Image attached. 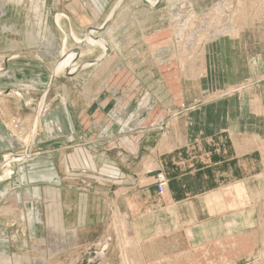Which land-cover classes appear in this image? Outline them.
Listing matches in <instances>:
<instances>
[{
    "label": "rangeland",
    "instance_id": "374dc122",
    "mask_svg": "<svg viewBox=\"0 0 264 264\" xmlns=\"http://www.w3.org/2000/svg\"><path fill=\"white\" fill-rule=\"evenodd\" d=\"M151 1L0 0V51L5 48L4 28L12 27L16 30L27 27L32 30L42 24L44 29L49 30L45 34L50 35V38L55 37L56 43L60 45L53 63L48 67L50 70H47V74H50L47 87L50 89L56 84L57 87H75L77 90L86 84L94 87L103 73V60H98L99 55L102 53V59L107 54L100 46L87 43L84 36L87 28L98 29L104 26L94 36L100 35L110 49L108 69L111 76L106 81V86L111 87L109 89L112 92L109 98L117 97L113 88L119 89L120 85H125L128 89L124 96L129 100L133 99V104L124 109V115L131 117L143 113L165 112L168 115L162 123L165 126L170 120L183 116V113L185 115L180 120H184L187 113L201 104H218L220 100L221 103L216 108H225L233 113L234 118H241V123L233 127L237 129V140L231 141L222 136L209 142L211 157L224 161L223 169L228 177H224L223 185L230 184L233 191L240 190L241 194L216 196L213 205L216 212L210 211L209 214L202 215L203 219L211 217L210 221L197 223L193 239L185 233L181 234L180 246L175 240L165 243L157 241L150 245L138 242L127 233L124 222L120 215L119 218L115 215L114 210L106 219L105 228L90 230L89 242L86 235L82 237L78 234L79 231L70 232L66 229V224L62 221L65 217L63 207L51 203L41 209L40 228L27 223V227L22 230L21 219L17 225H13L12 217L3 221V226L0 225V240L7 242L0 241V264H264V77L245 79L235 85L213 90L214 86L209 80L206 84L200 83L202 47H197L200 34H205L208 42L222 33V29L234 30L249 26H253L249 35L260 42L259 46H263L264 0ZM71 36H76L79 42L72 40ZM73 49L81 55L75 61L79 66L75 76H80L72 82H66L65 78H69L65 76L67 69L57 70L56 67L65 61L63 55L69 54ZM164 49L169 50L167 56L165 54L168 52ZM260 51L264 53V49L258 48L253 52ZM155 61L160 66L154 64ZM41 68L44 70L43 65ZM186 69L192 72L190 79L185 77L188 72ZM137 79L139 85H135ZM26 84V87H30L29 83ZM53 91L50 89L48 93L50 99L53 98ZM120 91L119 89L118 95ZM80 96L81 94H76V99ZM177 97L178 100H175ZM155 98L162 103L155 106ZM49 100L44 93L43 97L38 96L33 101L35 122L41 121L38 117L46 110ZM107 110L114 114L122 111L117 107L102 111L105 113ZM255 115L257 121L254 120ZM16 121L20 128L23 127V121L18 117H11L7 122L9 126L10 122L17 126ZM149 123L153 124L152 121L147 122ZM141 124L142 122L138 124V121L132 120L130 126L136 128ZM252 125H255L256 131L251 128ZM9 130L13 135L17 131L16 136L20 140L19 150L5 154H20L18 162L13 164L27 163V155L38 154V124L36 130L31 126L28 133L25 129L24 132L22 129ZM51 130L52 135L58 133V129ZM135 131L138 130L132 131L131 137L138 135L134 134ZM34 132L36 135L33 138ZM256 132L259 139L251 137ZM29 140L35 148L27 153L24 148ZM238 145H243L244 148L241 157L244 170L243 173L240 172V180L245 186L240 188L235 187L238 175L234 171L237 167V159L234 157L238 154ZM21 156L27 158L23 157L25 160H22ZM4 162L3 156L1 170L5 168ZM0 177L1 180L9 175ZM224 190L227 188L224 187ZM15 237L17 239L13 240ZM83 241H88L89 245L81 243Z\"/></svg>",
    "mask_w": 264,
    "mask_h": 264
},
{
    "label": "crops",
    "instance_id": "0c3cea01",
    "mask_svg": "<svg viewBox=\"0 0 264 264\" xmlns=\"http://www.w3.org/2000/svg\"><path fill=\"white\" fill-rule=\"evenodd\" d=\"M9 28L4 29L5 48L0 51V166L3 156L4 163L13 159L5 154L20 149L18 133L13 130V135L10 128L28 133L31 126L36 130L38 124L40 149L38 154L29 155L27 163L16 165L13 163L18 161L13 159L8 164H13L10 171L6 166L0 169V175L4 176L7 171L13 172L0 180V225L12 217L13 225L21 219L22 230L27 223L40 228L42 207L55 203L63 207L62 221L66 229L79 231L89 242L90 230L105 228V221L114 210L127 233L138 242L150 245L175 240L180 246L181 234L193 239L198 224L210 221L211 217L203 219L202 215L216 212L213 207L216 196L241 194L240 190L233 191L230 184L223 185L224 177H228L223 169L224 161L211 157V139L225 136L231 141L237 140V129L233 127L241 123V118H234L232 112L215 107L220 100L218 104H201L187 113L184 120H180L183 113L165 126L162 125L168 116L165 112L129 117L124 115V109L133 104V99L124 96L128 89L125 85H120V95L119 89L113 88L117 97L109 98L112 92L106 81L111 76L108 69L111 54L100 59L102 53L99 59L103 60V73L96 86L86 84L77 90L56 84L50 87L54 90L50 99L47 70L60 45L55 37L45 34L49 30L42 24L32 30ZM251 30L253 26L222 29V33L204 44L199 62L200 83L206 84L209 80L213 90H219L245 79L264 77V53L253 52L256 48L264 49V45L259 46L260 42L249 35ZM164 51L168 52L167 56L169 50ZM75 75L65 72L69 77L65 81L72 82L80 76ZM139 84L137 79L135 85ZM202 91L205 93V88ZM44 93L50 100L38 117L41 121L35 122L33 101ZM76 94L81 96L76 99ZM158 103L162 102L155 98L153 104ZM116 107L122 109L121 113L102 111ZM11 117L22 120L23 127L17 121V126L12 122L9 126L7 121ZM132 120L142 124L135 128L130 126ZM254 120L257 121L256 115ZM151 121L153 124H147ZM50 127L58 129V133L50 134L53 132ZM251 128L257 129L255 125ZM134 130H138L134 132L138 135L131 137ZM33 134L34 138L36 134ZM254 136L260 138L257 132L252 133L251 137ZM236 152L235 187L240 188L245 186L240 180L244 170L243 145H238ZM158 171L167 179L162 196L155 189ZM89 242L81 243L89 245Z\"/></svg>",
    "mask_w": 264,
    "mask_h": 264
},
{
    "label": "bare ground",
    "instance_id": "6f19581e",
    "mask_svg": "<svg viewBox=\"0 0 264 264\" xmlns=\"http://www.w3.org/2000/svg\"><path fill=\"white\" fill-rule=\"evenodd\" d=\"M147 2H152L151 0H147ZM21 4V3H20ZM150 4V3H149ZM151 4H154V3H151ZM17 7V6H16ZM19 7V6H18ZM198 25V24H197ZM5 26V25H4ZM192 26V25H191ZM4 28V27H3ZM5 29V28H4ZM10 29V28H9ZM103 30L104 28L103 27H100V28H98V29H95V28H89V29H87V33H86V36H84V37H86L85 39V41L87 42V43H89L91 46L92 45H95V46H100L102 49H103V51L105 52V54H108L109 53V46H108V44L103 40V38H101L100 37V35H99V37H95L94 35L95 34H98V33H100L101 31L100 30ZM198 29V30H197ZM196 30H197V32H199V27L197 28ZM199 34V33H198ZM72 37V40H74L75 42H79V39L76 37V36H71ZM215 37H217V35H215ZM45 38V37H44ZM49 38V37H48ZM66 38V37H65ZM51 40V39H50ZM199 40V42H198V45H197V47H203L204 46V42H207V40L208 39H206L205 38V34H200V38L198 39ZM51 42V41H50ZM11 43V42H10ZM88 44V45H89ZM89 45V46H90ZM201 49H198V51H200ZM62 53H63V50H62ZM202 53V52H201ZM64 54V53H63ZM79 56H81V55H79V53H76V54H73V53H69V54H64L63 55V57H65V61L63 60L62 62H60V65L58 66V67H56L57 68V70L58 69H63V70H65V69H67V72H68V75L70 76V75H73L74 73H76L77 71L76 70H78V68H79V66L77 65V63L75 62V61H77L78 59H79ZM106 56V55H105ZM201 56H202V54H201ZM8 57V56H7ZM104 57V56H103ZM7 59V58H6ZM100 60V59H99ZM3 66V65H2ZM86 66H88V67H90L91 65H86ZM109 66V65H108ZM188 69H190V67L188 68ZM0 70H1V68H0ZM56 70V71H57ZM187 70V69H186ZM188 71V70H187ZM191 71V70H190ZM190 71H188V72H186V77H191V73L192 72H190ZM185 75V74H184ZM193 76V75H192ZM76 77V76H75ZM16 94V93H15ZM1 95V94H0ZM29 144H27V146H26V150H27V153H28V151H29V153H30V149H31V141L30 142H28ZM29 145V146H28ZM6 156H8V157H10V158H13V159H17V161H18V158H20V157H18V155H14V154H10V155H6ZM27 156H29V155H27ZM27 156H21V159L22 160H25L23 157H25V158H27ZM13 159L11 160V161H8L7 163H4V165L6 166V168L8 169L9 167H11V165H8L10 162H12L13 161ZM12 168V167H11ZM7 169H5V170H7ZM9 170V169H8ZM10 171V170H9ZM9 171H7V174L10 176L11 175V172H9ZM159 172V171H158ZM10 173V174H9ZM1 178V177H0ZM116 213V212H115ZM117 214V213H116ZM115 214V215H116ZM116 217V216H115ZM119 217V216H118ZM116 219V221H117V217L115 218ZM117 224H119V223H117ZM121 224V223H120ZM115 228V227H114ZM119 228V227H118ZM119 231V230H118ZM122 232H124V231H122ZM120 233V232H119ZM118 233V234H119ZM117 234V233H116ZM124 238V237H123ZM132 246H134V245H132ZM128 252V251H127Z\"/></svg>",
    "mask_w": 264,
    "mask_h": 264
},
{
    "label": "built area",
    "instance_id": "2783aa9c",
    "mask_svg": "<svg viewBox=\"0 0 264 264\" xmlns=\"http://www.w3.org/2000/svg\"><path fill=\"white\" fill-rule=\"evenodd\" d=\"M156 174V191H158L159 195H163L165 192V187L167 185V179L164 175L160 174L159 172H157Z\"/></svg>",
    "mask_w": 264,
    "mask_h": 264
},
{
    "label": "water",
    "instance_id": "95a60500",
    "mask_svg": "<svg viewBox=\"0 0 264 264\" xmlns=\"http://www.w3.org/2000/svg\"><path fill=\"white\" fill-rule=\"evenodd\" d=\"M145 3H147V2H145ZM147 4H148V3H147ZM102 27L105 28L104 26H102ZM101 30H102V29H101ZM101 30H100V31H101ZM70 52H72L73 54H76L78 51H77L76 49H73V50L70 51ZM66 73H68L67 70H66Z\"/></svg>",
    "mask_w": 264,
    "mask_h": 264
}]
</instances>
